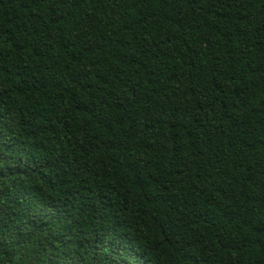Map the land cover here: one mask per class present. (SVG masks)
I'll return each mask as SVG.
<instances>
[{
	"label": "trees",
	"instance_id": "16d2710c",
	"mask_svg": "<svg viewBox=\"0 0 264 264\" xmlns=\"http://www.w3.org/2000/svg\"><path fill=\"white\" fill-rule=\"evenodd\" d=\"M0 264H264V0H0Z\"/></svg>",
	"mask_w": 264,
	"mask_h": 264
}]
</instances>
